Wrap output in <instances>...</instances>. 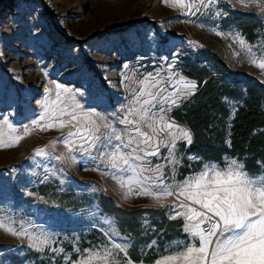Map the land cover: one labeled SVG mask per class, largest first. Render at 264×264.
Here are the masks:
<instances>
[{
    "label": "rangeland",
    "instance_id": "1",
    "mask_svg": "<svg viewBox=\"0 0 264 264\" xmlns=\"http://www.w3.org/2000/svg\"><path fill=\"white\" fill-rule=\"evenodd\" d=\"M238 14L254 16L264 24V15L258 9L244 8L239 0H217L208 9L192 12L166 6L165 0H0V119L8 116L22 130L41 112L37 101L46 95V88L53 89L51 96L55 98L53 82L76 92L85 110L115 113L122 118L140 80L149 73H159L157 79L164 82V94L168 95L174 91L169 84L179 78L176 74L184 76L182 61L200 50L216 54L231 71L245 73L264 85V70L253 66L248 54L233 43L231 36L240 32L223 23ZM215 31L224 36L215 35ZM247 42L256 46L253 51L257 56L264 53V41ZM176 107L168 112L169 119ZM67 130H33L15 146L0 147V219L53 241L44 251H36L26 240L0 230V264H72L85 258L88 251L111 248L115 243L127 244L129 251L130 242L119 233L114 221L99 214L94 194H102L127 210L164 209L168 219L173 214L172 204L179 203L174 197L168 198L164 207L149 197L131 195L125 199L124 191L111 178L115 170L92 158L97 155L95 150L92 155L65 151L61 140ZM50 141H55L54 147ZM188 146L186 141H177L176 159L180 163L174 173L171 167L164 169L166 184L180 182L211 163L189 159L196 156L186 154ZM36 149H44L45 154H35ZM62 153L61 160L55 159ZM166 156L168 149L162 147L160 156L149 160L154 167L166 163ZM180 170L188 172L183 175ZM38 188L45 191V197L39 195ZM53 192L85 194L92 200L75 212L56 205ZM177 219L182 220L184 239L159 249L154 238L140 253L156 255V260L168 245L188 241L184 220ZM141 226L145 232L153 230L147 218ZM52 248L63 251L54 252ZM118 255L123 261V254Z\"/></svg>",
    "mask_w": 264,
    "mask_h": 264
},
{
    "label": "snow or ice",
    "instance_id": "2",
    "mask_svg": "<svg viewBox=\"0 0 264 264\" xmlns=\"http://www.w3.org/2000/svg\"><path fill=\"white\" fill-rule=\"evenodd\" d=\"M216 2L165 0L166 6L188 12L199 11L201 7L208 9ZM239 2L242 7H255L264 15V0ZM214 34L224 36L220 31ZM231 38L248 54L253 66L264 70V53L257 56L253 51L256 46L249 44L241 33ZM158 75L149 73L138 82L139 89L124 109L122 118L115 113L106 115L94 109L85 110L77 101L76 92L53 82L55 98L51 96L53 89L46 88V95L37 101L41 112L30 124H24L22 130L15 127L8 116L0 119V147L15 146L33 130L68 129L61 140L65 151L92 155L95 150L97 155L92 158L115 170L110 173L111 178L124 191L125 199L131 195L149 197L159 207H164L170 197L178 200L179 203L172 204L173 214L169 219L183 218V231L190 239L168 245L153 264H264V163L258 162L261 172L252 174L244 162L225 158L223 163L204 164L198 173L180 182L166 184L164 169L171 167L174 173L180 163L176 159L177 141L193 142L191 132L169 119L168 112L192 95L197 85L177 73L179 78L169 84L174 91L165 95L167 89L162 86L164 82L157 79ZM168 79L171 82L172 78ZM117 124L125 128L121 130ZM49 143L55 146V141ZM162 147L168 149V156L164 157L166 163L153 167L149 157H159ZM35 154L44 155V149H36ZM63 155L55 159L61 160ZM0 230L26 240L36 251L42 252L53 243L47 235L23 227L18 230L4 219H0ZM155 243L153 241V245ZM128 247L115 243L111 248L88 251L85 258H78L72 264H133L128 257ZM51 250L63 251L61 248ZM119 253L123 254V261Z\"/></svg>",
    "mask_w": 264,
    "mask_h": 264
},
{
    "label": "trees",
    "instance_id": "3",
    "mask_svg": "<svg viewBox=\"0 0 264 264\" xmlns=\"http://www.w3.org/2000/svg\"><path fill=\"white\" fill-rule=\"evenodd\" d=\"M223 23L231 24L249 42L264 41V24L254 16L232 15ZM181 71L197 85L195 92L171 114L172 120L192 134L193 142L186 154H193L205 163L236 158L245 163L250 173H260L258 162L264 163V85L245 73L231 71L220 57L208 50L185 58ZM187 172L180 170L179 174ZM38 193L45 197L42 188H38ZM92 196L99 214L111 218L119 233L129 240L128 257L134 263H152L156 255L144 256L140 249L154 238L159 249L163 244L185 238L182 220L168 219L164 209L127 210L102 194ZM52 197L60 208H71L75 212L92 200L88 195L73 193L53 192ZM143 218L151 220V232L142 228Z\"/></svg>",
    "mask_w": 264,
    "mask_h": 264
},
{
    "label": "built area",
    "instance_id": "4",
    "mask_svg": "<svg viewBox=\"0 0 264 264\" xmlns=\"http://www.w3.org/2000/svg\"><path fill=\"white\" fill-rule=\"evenodd\" d=\"M17 128H20L21 129V125H17Z\"/></svg>",
    "mask_w": 264,
    "mask_h": 264
}]
</instances>
